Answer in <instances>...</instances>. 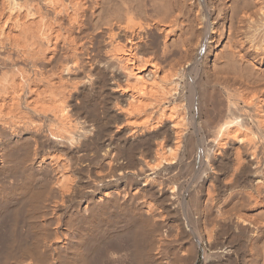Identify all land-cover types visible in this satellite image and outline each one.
I'll return each mask as SVG.
<instances>
[{
  "label": "bare ground",
  "instance_id": "bare-ground-1",
  "mask_svg": "<svg viewBox=\"0 0 264 264\" xmlns=\"http://www.w3.org/2000/svg\"><path fill=\"white\" fill-rule=\"evenodd\" d=\"M177 261L264 264V0H0V264Z\"/></svg>",
  "mask_w": 264,
  "mask_h": 264
},
{
  "label": "rangeland",
  "instance_id": "rangeland-1",
  "mask_svg": "<svg viewBox=\"0 0 264 264\" xmlns=\"http://www.w3.org/2000/svg\"><path fill=\"white\" fill-rule=\"evenodd\" d=\"M172 234H174V235H172ZM173 237H174V239H173ZM171 238L173 239V241L176 240L175 233H171V237H170L169 239H171ZM172 239H171V240H172ZM178 263H179V262L177 261V263H174V264H178ZM171 264H173V263H171Z\"/></svg>",
  "mask_w": 264,
  "mask_h": 264
}]
</instances>
